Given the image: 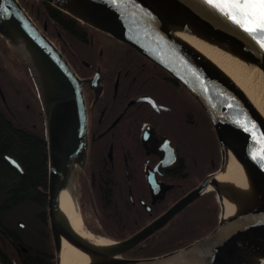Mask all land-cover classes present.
I'll use <instances>...</instances> for the list:
<instances>
[{
    "label": "flooded vegetation",
    "instance_id": "1",
    "mask_svg": "<svg viewBox=\"0 0 264 264\" xmlns=\"http://www.w3.org/2000/svg\"><path fill=\"white\" fill-rule=\"evenodd\" d=\"M19 1L82 82L88 149L76 183L84 225L99 236L128 240L219 169L221 152L213 124L179 81L133 48L79 21L76 31L69 30L43 1ZM1 55L0 41L3 91ZM200 132L210 139V146L201 150L196 146ZM198 200L134 248L158 244L161 232L180 224ZM110 204L126 222L119 223ZM47 215L46 210V248L55 256ZM19 223L24 229L25 223ZM138 258L151 257L132 259ZM0 264H30L23 244H4L1 227Z\"/></svg>",
    "mask_w": 264,
    "mask_h": 264
},
{
    "label": "water",
    "instance_id": "2",
    "mask_svg": "<svg viewBox=\"0 0 264 264\" xmlns=\"http://www.w3.org/2000/svg\"><path fill=\"white\" fill-rule=\"evenodd\" d=\"M66 13L75 20L104 33L121 43L133 48L148 60L165 70L171 77L179 81L191 93L208 114L217 136L221 152L219 169L206 178L188 195L180 199L168 211L132 238L119 243L117 250L110 254L120 258L106 264H241L240 257L234 252L229 238L239 235L264 251V159L258 155L261 145L257 137L264 132V116L245 98L232 78L213 58L188 42L183 36H178L171 28L145 10L149 1L159 0H85L88 9L79 18L50 0H40ZM184 9L185 12L208 22L220 31L225 38L239 49L246 51L247 43L251 44L264 61V47L259 43V37L246 32L234 23L219 9L207 3V0H161ZM80 15V14H79ZM84 19V20H83ZM10 24L31 49L36 52L45 64L47 74L45 83L49 91V105L46 103L43 89L30 63L12 42ZM45 29V28H44ZM0 36L6 44L15 51L31 71L39 91L43 105L47 127L48 145V190L47 209L51 234L55 251V264L60 250L58 191L61 168L65 161V153L75 155V193L77 208L79 197L77 191L78 165L85 159L87 142V111L82 90V82L71 67L67 58L45 32L35 24L19 0H0ZM0 94L7 103L0 84ZM68 103L72 104L74 131L70 129L71 120L68 115ZM231 105V107H229ZM50 111V114L48 112ZM50 120L53 121L56 133L54 141L50 137ZM247 120L249 128L257 127L255 135L245 131L241 123ZM71 131V132H70ZM231 145L237 151L239 160L245 169L252 188L253 200L249 206L223 216L221 211L218 225L205 237L194 241L188 246L151 258L132 259L122 254L133 249L139 242L163 228L173 217L194 201L203 197L205 189L215 181L218 174L227 168ZM52 152L54 153L52 158ZM10 165L22 172L19 163L7 157ZM216 191L221 204L220 194ZM61 207V206H60ZM82 216V213H81ZM83 222V219H82ZM84 224V222H83ZM21 227L24 222H20ZM66 234L85 250L99 254L100 250L91 246L72 228L66 226ZM110 242V240H109ZM109 255V254H108Z\"/></svg>",
    "mask_w": 264,
    "mask_h": 264
},
{
    "label": "trees",
    "instance_id": "3",
    "mask_svg": "<svg viewBox=\"0 0 264 264\" xmlns=\"http://www.w3.org/2000/svg\"><path fill=\"white\" fill-rule=\"evenodd\" d=\"M49 6L55 18L61 20L69 30L76 31L77 20L52 5ZM0 41L3 70L7 76L10 70H13V76L16 72L19 73L22 90L29 94L27 98L23 97L20 100L22 111H26L28 115V122H24L11 112L13 111L11 97L4 85L6 104L0 95V227L3 232V242L14 247L19 243L23 244L28 249L30 264H55V256L46 248L48 247L46 233L49 230L46 227L45 216L49 161L43 105L28 66L1 36ZM196 135L198 136L196 146H200V150L210 146V139L205 132ZM7 157L15 159L21 166L22 172L10 165ZM196 203L180 224L161 232L158 244L141 249L134 248L123 254L124 257H155L174 252L205 237L218 225L221 214L220 204L215 191L204 194ZM115 207L111 205L110 208L116 213L114 217L119 223L126 222L124 216L120 212L117 213ZM19 221L25 223L24 229L18 228Z\"/></svg>",
    "mask_w": 264,
    "mask_h": 264
},
{
    "label": "bare ground",
    "instance_id": "4",
    "mask_svg": "<svg viewBox=\"0 0 264 264\" xmlns=\"http://www.w3.org/2000/svg\"><path fill=\"white\" fill-rule=\"evenodd\" d=\"M50 1L81 19L83 18V12L88 9V3L85 0ZM145 8L155 20L167 24L178 36H183L188 42H191L199 50L209 54L213 60L217 61L223 70L232 78L245 98L264 116V61L251 44L247 43V50L243 51L229 42L220 31L208 22L195 18L185 12L184 9L182 10L161 0L149 1ZM6 27L9 29L10 36L13 40L12 42L21 51L35 71L41 84V89L44 91L47 106H50L48 103L50 90H48L47 84L45 83L47 69L45 68L44 62L29 47L30 44L23 40L20 34L9 23ZM72 108V104L68 103V118L72 122L70 123V129L73 130L75 121L73 122L72 119ZM48 112L50 114L49 109ZM49 122L50 137L54 141L53 133L57 131H55L53 121L50 120ZM51 155L53 158L54 153L52 152ZM76 164L77 160L75 155L71 152L65 153V161H63L61 168L60 183H58V205L61 206L58 207L61 214L58 226L61 242L57 264L111 263V261L120 258V256L110 255L119 248L120 244L111 242L114 240L110 238L94 234L83 224L81 213L77 208L76 191L74 188ZM245 174V169L240 163L239 155L231 145L227 168L223 173L216 176L213 185L210 184L205 189L206 191H215L213 189H218L221 200L220 208L223 216L240 211L252 202L253 188ZM66 226L72 228L74 232H77L91 246L100 250V255L85 250L79 244L77 245L75 241L67 236L65 231ZM229 242L234 252L240 257L241 264H264V251L249 240L239 235H234L229 238Z\"/></svg>",
    "mask_w": 264,
    "mask_h": 264
},
{
    "label": "snow or ice",
    "instance_id": "5",
    "mask_svg": "<svg viewBox=\"0 0 264 264\" xmlns=\"http://www.w3.org/2000/svg\"><path fill=\"white\" fill-rule=\"evenodd\" d=\"M207 3L219 9L249 34L259 37V43L264 47V0H207ZM239 123L245 131L255 135V124L249 128L247 120ZM257 140L261 145L258 155L264 159V132L260 133Z\"/></svg>",
    "mask_w": 264,
    "mask_h": 264
},
{
    "label": "rangeland",
    "instance_id": "6",
    "mask_svg": "<svg viewBox=\"0 0 264 264\" xmlns=\"http://www.w3.org/2000/svg\"><path fill=\"white\" fill-rule=\"evenodd\" d=\"M8 73H9V76H7V73L5 72V70H3V74H4L3 79L5 80V81H3V85L5 86L6 91L9 93V96L11 97L10 101H12V107H13V111H11V112H13L18 117H20V119H23L24 122H28L29 121L28 115H27L26 111H22V108H21L22 102L20 100L23 97L27 98L29 96V94L27 95V93H25V91L23 92V90H22L23 85L20 81L21 77H19V73L16 72L14 76H13V74H14L13 70L8 71ZM5 84H7V85H5ZM217 201L220 204L218 196H217ZM220 207H221V204H220ZM220 210H221V208H220Z\"/></svg>",
    "mask_w": 264,
    "mask_h": 264
}]
</instances>
